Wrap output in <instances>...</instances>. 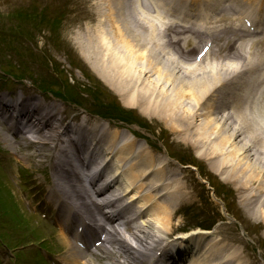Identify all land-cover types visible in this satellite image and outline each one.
I'll return each instance as SVG.
<instances>
[{"label": "bare ground", "instance_id": "bare-ground-1", "mask_svg": "<svg viewBox=\"0 0 264 264\" xmlns=\"http://www.w3.org/2000/svg\"><path fill=\"white\" fill-rule=\"evenodd\" d=\"M15 4L20 5L21 0H14ZM135 0H118L119 4V20L110 24L109 30L102 26V23L96 24V28L86 25V37L87 39L75 40L77 43V49H79L84 59H88L94 69H96L97 76L114 88L119 94V98L123 102L125 108L132 113L135 117H147L149 125L152 131L158 129L160 138L166 137L168 141H172V144L179 146H189L194 150L207 151V156L203 155V151L198 153L201 159H209L214 165V170L218 175H222L223 179L228 185L234 183L236 186L235 192H245L247 190L255 189V194L251 193L241 198L238 202L241 215L237 216L239 221L243 224L248 220H254L261 222L260 225L250 230L251 235H255L256 232L262 227L264 229V133L260 132L257 124L252 122V117L248 123L242 121V115L246 116L248 111L247 106L240 111H232L229 114H222L224 108L219 106L229 107V101L234 97L225 98L223 95L226 90V85L230 84L234 88L235 85L242 83V87H249L248 89L254 90L256 94H260L259 98L264 103V67L256 68L251 72L247 71L251 61V52L254 43L251 39H246L244 35L236 34L232 31L229 19H231L232 12L229 10L222 11L218 6L222 3V0H198L199 4L206 3L204 10V17L199 19L201 25L199 29L205 31L206 34L200 37V40H207L208 42L215 43L216 47H213L211 51L219 54V61L214 65H202L201 59L197 58L192 62V56L194 51L199 49L201 51H210L207 47L201 45V41L196 43V35H190V33H183L180 29L169 25L163 27L164 34H166L167 41L160 51L153 50L150 45L149 35L150 30H157L152 17H144L143 14L138 12ZM12 0H0V9L4 10L5 6ZM32 7L40 8L38 14H33V9L23 8L27 10L29 17H35L40 19H51L54 24H57V19L49 17L53 11H58V15L65 14V11L57 7L56 4L48 5V0L45 3H37L31 1ZM117 2V0H116ZM233 4V8L236 9L243 3L249 4L251 1L246 0H230ZM261 3L264 7V0H256V5ZM44 4V5H43ZM214 6H218L221 10L217 13L213 10ZM144 10V7L141 6ZM212 9L213 12L211 10ZM259 8L262 9L259 4ZM6 10V9H5ZM212 14V15H211ZM111 19L115 20V16L110 14ZM243 15V14H242ZM220 16V20L217 18ZM92 17H90L91 19ZM263 18L260 16V19ZM211 19V21L209 20ZM186 21V20H185ZM219 22L221 26L211 30L208 24H214ZM263 19L260 20L261 23ZM222 24L223 28H222ZM46 25V24H45ZM257 30H260L259 25L256 26ZM110 34H109V32ZM189 32V31H188ZM234 35H233V33ZM114 33V36H113ZM210 34L216 36L212 38ZM179 36L180 39H176ZM85 37V38H86ZM219 42H215V41ZM240 40V41H239ZM242 41V42H241ZM238 42V44H237ZM150 44V45H148ZM237 44V45H235ZM251 45V46H250ZM174 52L172 53V49ZM205 48V49H204ZM249 48V49H248ZM227 50L229 52H227ZM211 51L208 52L207 58H212ZM224 52H227V56H222ZM246 60V62H245ZM203 61V60H202ZM251 69H249L250 71ZM250 73L249 75H246ZM232 77V78H229ZM90 78V77H89ZM101 81V80H100ZM232 82V83H231ZM230 87V86H228ZM83 90H85L83 88ZM109 94V93H108ZM230 94V93H229ZM239 92L238 98L240 99ZM228 96V95H226ZM0 117L2 122L6 125L8 132L15 129L20 130L16 122V111L20 109L24 112L21 118L22 120L27 117V112L32 106L28 101H9L5 95L0 96ZM219 98H222L219 100ZM238 98L234 101L237 102ZM208 101V103H206ZM224 102V104H222ZM212 104V105H211ZM39 105V104H38ZM211 105V106H208ZM215 105V106H213ZM228 105V106H227ZM208 106V107H206ZM205 109L201 110V108ZM135 108V110H132ZM38 109L37 107L33 110ZM55 109V108H54ZM53 109V110H54ZM220 109V110H219ZM227 109V108H226ZM230 109V108H229ZM227 109V110H229ZM263 116V121L260 127H264V106L258 108ZM219 110V115L215 113ZM201 111V114H199ZM26 112V113H25ZM54 117H50L46 114H40L38 111L35 113L36 125L30 124L31 129H26L27 133H40L42 127L47 129L49 121L53 119H59L63 115L61 110L57 109L54 113ZM245 118V117H244ZM201 119V120H200ZM198 121V122H197ZM165 124H164V123ZM192 122V123H191ZM51 125V123H50ZM191 125L194 127V131L191 130ZM52 126V125H51ZM76 126V127H75ZM74 127L71 125L70 134L72 137L82 135L83 138L87 136L85 129H82V124L79 122ZM171 128H168V127ZM264 132V128L262 129ZM107 134V141L111 143V137ZM183 134V139H179L178 135ZM4 137L11 141L12 136L8 133L4 134ZM112 141L117 142L118 135ZM80 138L79 146L84 147L83 142L86 140ZM37 137V141H38ZM37 141L35 143H37ZM19 142V141H17ZM25 147L20 150V154L26 150L31 149L30 144L26 141ZM129 144V145H127ZM117 152L118 154L129 156L137 151L135 147V141H125ZM113 150V147H112ZM72 156H75L71 147H62V149L53 148V152L50 155L52 161H58L59 157H64L67 160H74ZM135 157L134 163H137L139 167L148 163L147 153H139ZM206 154V153H205ZM77 155V154H76ZM121 155V156H122ZM79 159L82 158L80 154L77 155ZM77 157V158H78ZM213 158L214 160H211ZM78 161V160H77ZM133 165L135 166V164ZM148 169L141 171L143 174L158 173L163 177H168L169 167L161 166L159 163H149ZM112 167V166H110ZM221 170V171H220ZM220 173V174H219ZM174 176V175H172ZM169 179V177H168ZM167 179V180H168ZM160 181V180H159ZM166 183V181H165ZM162 184L164 186V192L171 186L170 183ZM158 184V183H157ZM121 188V187H120ZM171 189V187H170ZM253 191V190H251ZM123 193L119 196H115L110 202L115 205L118 201H123ZM163 196V195H160ZM133 199L136 197L133 193ZM16 197H11L0 191V203L4 206L8 205L7 213L12 215H18V210L13 207L16 203ZM119 209L116 208V211ZM121 212H118L120 214ZM171 208L165 207L164 213L160 212L159 215L154 216L148 224L143 221V225H139L136 228L130 227L129 223L123 226V229L127 233H120L118 228L111 226L105 231L107 232L106 241L107 244L113 246L116 244L118 248L116 253L109 251L106 246L103 249V255L109 252L108 256L112 255L111 264H125L129 262L131 264H137L139 256H147L150 253L161 249V239L157 237L163 230L157 229L155 226L160 224L165 230L170 223ZM254 217V219H253ZM114 224V220L108 217ZM154 220V221H153ZM123 222V221H122ZM154 224V225H153ZM151 228V232H156L154 235L149 231H144ZM257 230L255 231V229ZM160 236V235H158ZM257 237V236H256ZM96 237H92L95 240ZM61 241L70 245L69 239L66 233H62ZM239 243L244 246L242 251H239L236 255H229L225 253L221 261L212 260V256L217 258L221 256V251H214L213 255L208 253L213 248L212 244L203 255V261L198 262L200 264H240L242 258L245 259V264H254L255 259L253 251L255 247L251 244L247 246L245 240H239ZM144 249L145 253L137 251L135 248ZM120 255L124 262L117 260L116 256ZM263 257V256H262ZM264 259V258H263ZM163 262V259H161ZM64 264H67V260H62ZM98 262V261H97ZM101 264L96 263L94 259L77 260L76 264Z\"/></svg>", "mask_w": 264, "mask_h": 264}, {"label": "rangeland", "instance_id": "rangeland-1", "mask_svg": "<svg viewBox=\"0 0 264 264\" xmlns=\"http://www.w3.org/2000/svg\"><path fill=\"white\" fill-rule=\"evenodd\" d=\"M13 4L9 2L5 9H0V71H11L15 73V76L11 77H5L7 79L6 83H2V79L0 78V84H3L7 88H13L18 86V83L23 84L21 82L20 77L26 76L31 77V80L36 83L38 86H41L43 88L45 87H52L53 89L56 87L58 90L62 89L64 90L67 85L75 86L78 83H80V87L85 86V84H91L95 86L96 88L102 87L109 92H112L115 97H110V100L108 102H104L103 106H109L111 104H114L116 107L117 105H123V102L119 100V94L114 90L112 86H109L105 80H102L97 76L96 69L92 66V63L88 61V59H84L81 55L79 49H77V43H75V40L81 39H87L86 37V24L96 28V24L102 23V26L106 27L107 30L111 28L110 24L114 23L115 21L118 22L119 14V4L118 0H54L56 3V6L61 8L65 11V14L58 15V11H53L50 14L49 17L52 19H57V24H53V21L51 19H47L51 22L53 25H45L41 24V20L35 17H29L28 12L22 10V7L24 8H31V2L30 0H21L20 5L15 4L14 0H12ZM35 1L36 0H31ZM248 1V0H246ZM250 1V0H249ZM254 0H251V2ZM250 2V3H251ZM222 8L226 7L227 1L222 0ZM242 5H246V3H243ZM247 6V5H246ZM245 6V7H246ZM32 9V8H31ZM30 9V10H31ZM17 10V11H16ZM22 10V11H21ZM33 10L38 14L40 12L38 7H34ZM93 13V14H89ZM115 16V20L111 19V15ZM93 17L92 20H89L88 18ZM110 24H109V23ZM116 26V25H115ZM2 29L5 30H14V32H10L9 34H3L1 33ZM109 32V31H108ZM110 34V32H109ZM111 35V34H110ZM114 36V33H113ZM86 37V38H85ZM162 42H164V39H162L159 43H152L151 48L156 51H160L163 47ZM194 61V60H193ZM192 61V63H193ZM212 62V60H210ZM206 61L205 66L212 64ZM190 64V63H189ZM193 65V64H190ZM28 71L27 74L25 72ZM88 75L90 78H88ZM76 76V77H75ZM102 82H101V81ZM26 82V81H24ZM31 83V82H30ZM58 83V85L56 84ZM13 84V86H12ZM227 86V85H226ZM232 87V86H230ZM77 88V87H76ZM78 92V89H74ZM100 88L97 90L100 92ZM241 88L239 87L234 92L239 94ZM102 94L104 92L102 91ZM87 100L85 103V108L89 111L92 109L91 107V96H86ZM98 101H102V98L99 96L95 97ZM118 98L119 103L116 101ZM109 99V97H108ZM77 108L72 109V113H76ZM87 113V112H86ZM201 114V111H199ZM263 114V113H262ZM260 110L256 108L255 110L251 109L250 112H247L246 116L242 115V121L248 123L250 119L253 117L254 124H257V126L260 129V132H263V128L260 127L261 123L263 121ZM245 117V118H244ZM201 120V119H200ZM198 122V121H197ZM164 123V122H163ZM166 123V122H165ZM164 123V124H165ZM192 123V122H191ZM168 127V126H167ZM171 128V127H168ZM191 130L194 131V127L191 125ZM180 137L179 139H183V134L178 135ZM0 145V162L3 164V158L5 157V142L1 143ZM18 145H16L17 147ZM24 147V143L21 145ZM184 149L192 151V155L200 153V151H203L200 147V150H194L190 148L189 146H183ZM181 149L180 147L172 146V151L178 152V158L181 160L188 159L186 150ZM32 153V154H31ZM206 153V154H205ZM203 155L207 156L209 158L207 151H203ZM41 155L38 154V152H31L29 150H26L25 152H22V154H19V158L16 161H13V171L10 170L9 165L3 164V169H0V174L2 176L10 175L14 180L17 178L18 174L22 175L23 172H32L35 170L36 175L38 173H41L44 175V172L39 169V160ZM28 158L32 159L33 161H29ZM201 159V158H200ZM209 160V159H208ZM206 158L201 159V165L202 170L205 169V172H214V165L212 161H208ZM211 160H214L211 158ZM199 161V160H198ZM182 162V161H181ZM203 162V164H202ZM184 163V162H183ZM172 169L176 172H184L185 169L177 168L174 165H172ZM3 170V172H2ZM221 171V170H220ZM222 176V175H221ZM190 178V187L185 190L184 195L179 194L177 197V200H175V204L184 206L187 209L193 208L192 211L197 208V205H194L193 201L196 200L195 197H192L191 190L197 187L200 189L199 196H200V202L201 200L204 201V198H210L208 194H206V190L204 189L202 191V188H200L199 183H197V176L196 173H193L191 170L188 172L186 171L185 174L174 176V179L172 181L177 182L178 180L182 181L185 178ZM219 178V177H218ZM216 182L219 183V187L222 185L221 182H219L216 178ZM224 179V178H223ZM225 182V181H224ZM231 186H234V183H230ZM252 192L255 193V189ZM252 192H244L240 195H247ZM212 197V196H211ZM231 198V197H230ZM219 201L224 204L229 211H232V214L241 215L240 208L238 206V203H232L230 201H225L222 198H219ZM216 202L214 197L213 201L210 199L211 204L204 201L202 205L204 207H208L211 211V214L213 216L215 209L219 211L220 213H223V207L220 202ZM193 204V205H189ZM2 206L0 205V209ZM191 211V212H192ZM190 212V213H191ZM204 215V213H203ZM234 216V215H233ZM175 217V216H174ZM204 219H208L206 215L203 216ZM179 224V228L177 231H174L173 233L180 234V231L184 228L189 229V227H186V224L189 225L188 221H186L185 216H176L174 219V226L177 227L176 223ZM246 225L244 227H241L239 221L232 223L229 220L227 222H220L217 225H215V228L213 229V232L211 233V237L216 238L217 241L220 243V246L225 248L227 247L228 254H236L237 251H240L243 246H240L239 242H236V240L240 238H244L247 244L250 245V243H253L255 249H258L257 251H253V256L255 259L256 264H264V229L261 227L255 235H251V237L248 235L246 229L250 230L257 225V222L254 223V221H249L245 223ZM151 232V228H149L146 231ZM257 228L255 229V231ZM156 233V232H155ZM152 233V234H155ZM164 238L168 237L166 235V232L163 233ZM257 236V237H256ZM262 238V240H261ZM251 239V241H249ZM30 248L25 252V255H20V259L22 261V264H26V262H30L31 260L36 259L31 255L37 254V252L41 249V244L39 242L30 241L29 243ZM2 246H0V249ZM137 248V247H136ZM116 253V251H114ZM7 253H4L3 250H0V257H2L3 260L6 262L10 261V257L7 256ZM31 255V256H30ZM118 254L116 257H119ZM263 256V258H262ZM121 257V256H120ZM39 259H36V264H41V257ZM119 260L123 261V258H119ZM98 259L95 260L96 263L101 264H111V260H107L105 262L100 261L97 262ZM241 264H245L243 261L240 262ZM0 264H2L0 260Z\"/></svg>", "mask_w": 264, "mask_h": 264}]
</instances>
